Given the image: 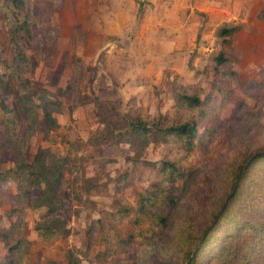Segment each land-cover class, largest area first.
Wrapping results in <instances>:
<instances>
[{
    "label": "rangeland",
    "instance_id": "374dc122",
    "mask_svg": "<svg viewBox=\"0 0 264 264\" xmlns=\"http://www.w3.org/2000/svg\"><path fill=\"white\" fill-rule=\"evenodd\" d=\"M263 2L0 0V75L7 82L0 94L15 126L8 132L0 125V170L23 155L30 165L40 152L50 165L67 153L69 140L85 141L102 126L98 99L119 98L122 111L167 123L194 118L198 129L191 149L174 137L141 148L128 140L76 145V161L63 162V204L53 213L37 203L41 187L24 196L22 174L0 180V264H67V250L72 264H184L238 166L264 148V12L256 14ZM7 5L12 20L26 12L21 20L30 19L29 38H12ZM224 25L236 31L219 35ZM19 51L28 54L27 64L17 59ZM220 51L225 59L217 63ZM26 79L33 96L59 101L47 105L55 130L45 129L39 112L27 133L19 103ZM180 92L198 94L201 104L188 106ZM244 171L234 202L264 207V159ZM81 174L94 188L83 189ZM149 194L155 203L140 212ZM121 203L130 209L124 215ZM46 223L54 236L41 238L36 227Z\"/></svg>",
    "mask_w": 264,
    "mask_h": 264
},
{
    "label": "trees",
    "instance_id": "16d2710c",
    "mask_svg": "<svg viewBox=\"0 0 264 264\" xmlns=\"http://www.w3.org/2000/svg\"><path fill=\"white\" fill-rule=\"evenodd\" d=\"M21 3L24 5L25 0H21ZM18 8L19 12H24L26 9L20 6ZM3 10L10 20L9 26L12 38H15L17 41L20 40V37L29 38L31 36L30 19L21 20L25 18L26 12L22 13L19 18L15 17L12 20L10 19L12 18L11 15L14 17L11 12L12 8H9V5H7ZM262 12H264V9H262ZM234 31H236L235 25H224L218 29L219 35L222 36H229ZM17 59L23 62V64H27L29 57L24 51H19ZM224 59L225 57L222 51L215 56L217 63L223 62ZM16 74L21 78L19 72ZM26 81L28 82L26 89L22 87L19 93V103L27 115V133H30L37 123L39 112H42L45 119V129L55 130L57 122L47 105L48 103L60 104L59 101H52L43 93L33 96L32 91L34 88L32 87V82L28 79ZM6 86L7 82L3 81L2 75H0L1 89H6ZM179 98L188 106H199L201 104V99L198 94L180 92ZM97 104V119L102 126L89 135L85 141L69 140L68 142L71 145L68 146L67 153L56 157L50 165L44 161L42 152L36 155L30 165L25 162V155L18 157L21 159H17L14 166L6 170H0V180L10 179L16 173H19V175L22 174L19 180V188L22 189L24 196L31 193L32 187H41L42 192L36 198L39 199L37 203L45 206L48 213H53L63 204L62 196L59 192L63 162H67L70 159L76 161L74 152L77 151L79 146H92L96 148L104 144L128 140L134 143L137 148H141L146 141L149 142L155 139L165 140L168 137H174L179 139L185 148L191 149L194 139L197 136L198 129L194 118L182 122L167 123L159 116H152L150 114L142 115L140 112L131 113L122 111L119 98L98 99ZM69 108L71 111L72 106ZM8 110L9 105H7L2 94H0V125L5 128V131L10 132L13 128L15 129V126H13L14 119L6 116ZM44 137L47 139V134ZM14 148H16V145ZM259 159H264V148L253 152L243 164L238 166V169L241 171L245 170L244 172H246L252 162ZM165 163V168L175 169L173 163ZM241 171L239 172L240 174ZM81 176L83 189L85 188L87 190L90 186L94 188V183H89L91 180L88 177L85 179L83 174ZM243 180V177H241L234 189V183L230 185L229 191H226L224 194V200L213 211L209 222L202 230L197 232L194 237L193 246L185 252L184 264H264V207L234 202V200H238L234 198L240 193ZM144 198L146 199H143L139 203L138 210L146 213L149 211L148 207L153 205L155 200L151 194ZM119 207L121 208L118 209L119 215H124L125 211L130 210L126 204L121 203ZM230 228L234 229L231 234L229 233ZM36 229L41 238L54 236L52 234L55 228L49 223L44 225L39 224ZM57 230L64 233L61 227H57ZM225 234L226 237L224 238ZM216 239H220L222 242L220 241L210 249V244ZM66 257L68 259L67 264L75 262L71 250H67Z\"/></svg>",
    "mask_w": 264,
    "mask_h": 264
},
{
    "label": "crops",
    "instance_id": "0c3cea01",
    "mask_svg": "<svg viewBox=\"0 0 264 264\" xmlns=\"http://www.w3.org/2000/svg\"><path fill=\"white\" fill-rule=\"evenodd\" d=\"M210 6H211V5H210ZM214 6H215V5H214ZM214 6H213V7H214ZM262 7H264V2H263V4H261L260 7L257 8L256 14H258L259 10H262V9H261ZM206 9H208L207 6H206ZM263 9H264V8H263ZM249 10H250V9H249ZM262 23L264 24V22H262Z\"/></svg>",
    "mask_w": 264,
    "mask_h": 264
},
{
    "label": "water",
    "instance_id": "95a60500",
    "mask_svg": "<svg viewBox=\"0 0 264 264\" xmlns=\"http://www.w3.org/2000/svg\"><path fill=\"white\" fill-rule=\"evenodd\" d=\"M239 177H240V173L238 174V176L235 179V182H234V185H233V189L236 187V184H237V182L239 180Z\"/></svg>",
    "mask_w": 264,
    "mask_h": 264
}]
</instances>
